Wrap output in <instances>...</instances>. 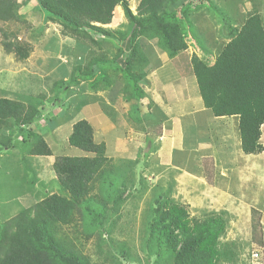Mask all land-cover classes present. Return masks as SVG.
<instances>
[{
	"label": "trees",
	"instance_id": "obj_1",
	"mask_svg": "<svg viewBox=\"0 0 264 264\" xmlns=\"http://www.w3.org/2000/svg\"><path fill=\"white\" fill-rule=\"evenodd\" d=\"M250 1L252 8L243 16L230 14L217 0L200 1L209 2L211 14L213 10L219 16L228 41L217 53L204 46V55L213 56L214 63L194 54L192 67L206 107L216 116L238 114L243 151L258 154L264 149V12L258 10L264 0ZM190 2L140 0L133 11L128 0H0V23L22 21L31 28L30 16L44 21L45 28L34 40L39 43L47 24L57 23L63 37L98 48L87 64L74 65L72 83L86 80L98 88L121 81L127 100L135 93L134 99L141 101L145 93L140 83L149 61L141 38L158 39L159 47L170 57L185 51L188 38H200L192 33L193 19L187 13ZM117 5L124 9L125 26L105 27ZM32 30L25 36L36 37ZM2 35L0 43L6 54H15L19 61L29 57L32 40H24L16 30L10 34L2 29ZM107 43L117 48L115 54L105 48ZM199 43L203 45V39ZM122 78L132 80H128L131 93ZM66 83L62 79V84ZM44 98L42 93L29 95L26 102L0 97V152L20 145L27 156H54L45 135L34 125L42 119ZM67 143L85 154H56L52 163L45 161L57 187L41 183V199L0 222V264H93L92 255L77 242L79 238L95 243L93 251L100 264H132L131 260L140 261L133 254L142 237L147 264L163 260L168 264H241L237 244L227 240V212L190 214L170 189L164 192L160 186H151L143 169L135 168L138 159L116 163L109 157L106 143L95 139V129L85 118L73 123ZM144 186L151 189L152 197L136 230L128 216L138 205L134 203L131 211L127 207L131 198L144 197L139 193L145 192ZM253 228L256 232L257 227Z\"/></svg>",
	"mask_w": 264,
	"mask_h": 264
},
{
	"label": "crops",
	"instance_id": "obj_2",
	"mask_svg": "<svg viewBox=\"0 0 264 264\" xmlns=\"http://www.w3.org/2000/svg\"><path fill=\"white\" fill-rule=\"evenodd\" d=\"M193 1L200 2L202 0H191V2ZM217 1L222 9L227 12L229 11L230 14L235 16H243L252 8L250 0ZM128 2L133 11H136L140 0H128ZM201 3L200 8L196 13L194 12L193 25L198 31L205 29L206 31H210V42L203 39V45H201L199 43L201 39L197 41L196 39L188 38V48L182 53L170 57L165 50L159 47L158 39L148 40L145 37L141 38V43L145 46L149 58L148 65L146 66L147 75L144 81L140 83L145 93V97L142 99L144 103H140V100L134 99L132 95H130L127 101H129L128 103L132 108L135 106L134 109L136 108L135 110L138 111L140 108L138 104H141L147 113L146 118L149 123L142 128H137L125 120V125L130 126L133 130L132 132L137 136V140L134 142L136 146L139 138H144L145 143H149L147 150H145L146 155H148L145 166L148 169L149 176L146 175L149 178L148 181H150L151 186H160L163 189L165 183H176V188L171 187L170 190L178 202L190 208L193 206L202 207V200L204 202L209 201V203L215 202L218 211L227 212L229 220L231 219L232 221H230V224L234 223L233 218L237 216L236 212L240 211L242 206H246L245 208L248 209V212L249 209L260 212L259 214L263 219L264 179L263 175L260 174V172H263V168L259 161L264 155V149L258 154L244 153L240 130V116L238 114L214 115L204 104L197 78L193 72L192 57L194 54L210 63H214V57L207 55L208 53L204 55L205 52L202 49H206L205 47H207L214 53H217L228 41L225 36V28L212 17L209 2H207L208 4ZM258 10L264 12V3L258 5ZM30 20L32 22L29 23H32V28L36 30L37 35L32 38L27 34L25 37L34 42L40 29L44 26V21H39L38 18H33L32 16H30ZM126 22L127 19L123 7L117 5L113 10L112 21L104 26L118 29L124 27ZM50 23L53 25H50ZM47 25L45 30V34H48L45 39V42L47 41L46 44L39 43L38 45L34 42L33 50L26 60H17L13 53L6 54L4 52V56L12 57L14 61L17 60L18 62L30 64L28 62L32 58V54L35 52L41 54L47 48L45 45L51 43L54 39L55 36L49 37L52 33H58L61 36V42L69 44V47L66 49L67 52L61 49L62 58L60 61H55L56 69H59L61 65L65 66L62 63L63 60L69 63L68 58L73 55L75 48H80L85 54L92 48L90 43L77 42L63 37L57 23L49 22ZM54 25L59 27V29H55ZM201 25L205 27H199ZM51 26L54 28H51ZM113 47V45L111 46L108 43L105 44L106 49ZM38 49L43 51L39 52ZM44 55L49 54L45 53ZM42 57L39 56L37 58L38 61ZM170 64H175L177 71L168 70L167 68ZM67 65V73L62 76L64 81L70 79V73L68 75V72H72L75 64ZM54 68V66H51L50 69L53 70ZM60 78L53 77L54 80ZM79 85L85 88L89 85L86 94L89 96H91L90 94L102 96L106 102L105 105L108 107L107 109L103 108L104 104L95 99L89 101L84 106V118L93 125L94 129H107L110 125L112 126L113 113L115 114L117 111L122 112V109L124 113L130 109V106H126L128 103L123 104V102H127L123 97L117 100L118 103L124 105L123 108H115L116 105L113 107L111 104H114L116 98H111L113 95L110 93L111 96L106 97L105 93L108 95V89L105 87L103 89L100 88L102 85L94 88L89 81L83 80ZM48 87L46 86L44 90L39 92L45 94V98L49 96L47 91L50 90ZM116 87L121 89V81ZM53 90L54 86L52 85L51 93H53ZM0 97L23 102H26L28 99V95L22 94L18 89H14L11 86L0 87ZM109 108L112 111H109ZM88 116L96 117L99 123L95 122L94 118L89 119ZM50 118L52 117L50 116ZM124 118L126 117L123 116L122 119ZM40 120H37L34 125L40 129L46 138L50 126L53 128L51 133L57 134L59 124L56 123L54 127L48 121L44 125L45 127L42 128L41 125L37 124ZM99 124L101 126H97ZM132 124L135 123L132 121ZM261 142L264 147V124L262 125ZM139 145L141 146L140 143ZM37 158L36 156L33 159L39 161ZM52 162L49 161V163ZM199 188H201V194L198 192ZM210 207L213 209H206L216 210L214 205H210ZM262 238L264 241V226L262 227ZM260 257L255 258L252 252L247 259H250L251 262H246V264H258L256 262L260 260ZM238 262L244 264L240 261V257Z\"/></svg>",
	"mask_w": 264,
	"mask_h": 264
},
{
	"label": "rangeland",
	"instance_id": "obj_3",
	"mask_svg": "<svg viewBox=\"0 0 264 264\" xmlns=\"http://www.w3.org/2000/svg\"><path fill=\"white\" fill-rule=\"evenodd\" d=\"M201 2H195L193 1L189 8H188V15L189 17H192L194 20V14L196 11L200 8ZM189 5V4H188ZM210 5V4H209ZM219 5V2H218ZM195 12V13H194ZM212 17L217 19L218 23H221L218 19L219 16L212 10ZM35 21V20H34ZM222 24V23H221ZM50 25H53L50 23ZM30 26H27L22 21H16L13 23H0V41H2L3 35H2V29L6 30L7 32L11 34L14 30L19 32V35L21 38H25L26 32L33 31L32 27L28 28ZM55 29H59L56 25H54ZM51 26V28H54ZM199 27H205L203 25ZM193 35H197L200 37L199 39H196L199 41L200 39H204L207 42H210L209 35L210 31L200 30L198 31L195 26H193L192 29ZM199 34V35H198ZM36 36V35H35ZM48 36V34H44L40 37V43L43 45L46 44L45 39ZM55 36L51 43L45 45L47 48L42 52L39 50V52H42L41 54L33 53L32 58H30L29 62L30 64L24 63V62H18L17 60L14 61L13 58L4 56V50L3 46H1L0 43V87H13L14 89H18L22 94L24 95H31V94H38L41 92V90H44L46 86H49L48 89L50 91H47L49 93V96L42 99L41 103V111L43 118L38 122L37 124L41 125V127H45L44 125L49 123L51 125L59 124L57 134L51 133L49 130V134L47 135V140L52 147V150L54 152V156L49 157V161H54L56 154H66V155H83L85 154L82 150L70 146L67 143L68 135L72 129V125L75 121L80 120L81 118H84V106L93 99L99 100L104 104L103 108H108L105 104L104 98L98 95L90 94L91 96L86 94V90L89 89V85L85 87H82L79 85V83H72L71 80V72H68V75L70 73V79L67 81L66 84L62 85V76L67 73L66 67L67 64H78L84 62L87 64V61H90V59L93 58L94 54L92 51H97L98 48L95 46H92L90 48V51H88L87 54H85L83 51L78 49L73 50V55L68 58L69 63H67L65 60L62 61L65 66L61 65L59 69H56V60H61V49H64L65 52L66 49L69 47L68 43H62L61 42V36L57 33L50 34L49 37ZM25 40V39H24ZM39 45V42H36ZM117 46H120L119 44ZM97 48V50H96ZM110 53L115 54L117 48H109ZM4 51V52H3ZM45 53H48L49 55H44ZM13 56V55H11ZM43 56L41 60L38 61V57ZM112 56V55H111ZM110 56V57H111ZM44 57H46L44 59ZM84 57V60H83ZM5 58V60H4ZM37 59V61H36ZM14 62H13V61ZM44 62L42 63V61ZM83 63V64H84ZM27 64V65H26ZM26 67H25V66ZM51 66H54L55 68L51 70ZM111 68H113L112 64L110 65ZM103 67H108V65H103ZM83 69L85 67H82ZM168 70L172 69L177 71L175 64H170L167 68ZM50 72V73H49ZM106 72V71H105ZM108 73H111L108 72ZM104 74V73H103ZM114 74V72H113ZM52 80L50 81V79ZM53 77H61L60 79H53ZM77 78L80 79L79 75H76ZM121 79V78H120ZM130 80V79H128ZM126 78H122V81L124 84H126L127 88L130 82ZM50 83H49V82ZM82 81V80H81ZM80 81V82H81ZM86 81V80H83ZM115 82V80H114ZM8 84V85H4ZM54 86L53 93H51V87ZM118 83L115 85H109V84H103L100 88H107L108 89V95L105 93V96H111V98H116L114 100L113 107L115 108H123L125 104H127L129 101H127V94L124 93V89H120L116 87ZM132 85V84H131ZM133 87V86H132ZM129 89V88H128ZM130 93L132 92V89H129ZM111 95H110V94ZM121 94V95H120ZM120 95V97H118ZM133 98H136V94H132ZM124 98L127 102L121 105L117 102V100H120L119 98ZM140 103H144L143 100L139 101ZM109 104V103H108ZM44 105V107H43ZM126 106H130L129 103ZM134 106V105H133ZM135 107V106H134ZM134 107L130 106V109L127 112H115V114H112V126L110 125L105 130H99L101 128L95 129V139L97 141H104L107 146V155L109 157H112L116 163H120L124 159H130V160H136L138 159L140 162L135 164V168L137 167V170L143 169L144 175L147 177L148 175V169L145 166L146 158H148V155H146L145 150L148 148V142L145 143L144 138H139L137 141L136 146V135L130 126L125 125V120L132 126H135L137 128H142L144 125H147L149 123L148 119L146 118V111L141 106V104H138L139 111L135 110ZM109 111H112L111 108H109ZM108 115V113L106 112ZM122 114L126 118L122 119ZM50 116L53 118H50ZM89 119H95V122H98L96 117H89ZM52 120V121H51ZM136 122H135V121ZM42 121V122H41ZM132 121L135 124H132ZM93 123V121L91 120ZM99 123V122H98ZM94 124V123H93ZM101 124V123H100ZM97 126H101V125ZM17 138V134L14 135V139ZM149 140V139H148ZM141 144V146L139 145ZM139 147V148H138ZM26 151L18 145L16 148H3V150L0 152V222L2 223L5 220H9L10 218L14 217L20 210L23 208H27L35 204L39 199L43 197L41 193V189H44V186L41 183H46L45 185H51L53 187H57V182L55 180L53 171L51 168L47 166L45 161L48 158L44 157H38L39 161L34 160L33 158H36V156H27V154H24ZM32 157V158H31ZM259 163L261 164L263 168V172H260L261 175H263L264 179V155L262 158H260ZM40 170H39V169ZM134 168V169H135ZM261 170V169H260ZM139 174V173H138ZM147 174V175H146ZM149 176V175H148ZM147 179H149L147 177ZM35 180V182H34ZM150 182V181H149ZM41 184V185H40ZM150 186V185H149ZM171 187L174 189L176 188V183L172 184H164V188L166 192ZM47 189V188H46ZM201 188H199L198 192L201 194ZM145 192H139L143 194V198L139 199L137 197L136 199L131 198V203L127 207L129 211H131L134 206V203H137L138 207H136L131 214H129V221H133V226L136 227L135 229H138L139 223H141V220L143 219L142 216L144 215L145 207L148 206L149 200L152 197L151 195V189H146V186H144ZM43 193H46V191H42ZM210 199V198H209ZM203 203L202 207H187L190 214L200 216L202 214L208 213V209H213L210 207V205H214L215 209L218 211V208L215 205V202L209 203V201H201ZM147 203V204H146ZM209 203V204H208ZM246 206H242L240 211H237V216H234L233 221L234 223L230 224V228L227 234V240H233L235 245L237 246V251L240 257V261L244 264L246 262H251L250 259L247 260L251 253L254 252V250L259 251L260 253V260L256 263L258 264H264V241H262V227L264 226V217L263 219L260 216V212L253 211L251 209L245 208ZM208 208V209H206ZM212 213V212H211ZM231 221V219H230ZM240 221V223H239ZM232 222V221H231ZM253 227H257L256 232L254 231ZM134 229V230H135ZM140 234V232H137ZM79 237H82L79 236ZM142 240L139 238V243L142 244ZM77 242L81 245L83 248L82 250L84 252L90 253L91 259L93 264H100V262L97 260V257L94 255V242L89 240H84V238L77 239ZM138 242V241H137ZM138 246V251L136 254H133V257L136 259V257H139V260H131L134 263L132 264H147L145 262V255L143 254L142 248ZM243 259V260H242ZM127 263V262H126ZM125 263V264H126ZM128 264V263H127ZM160 264H168L166 260H163L160 262Z\"/></svg>",
	"mask_w": 264,
	"mask_h": 264
},
{
	"label": "built area",
	"instance_id": "obj_4",
	"mask_svg": "<svg viewBox=\"0 0 264 264\" xmlns=\"http://www.w3.org/2000/svg\"><path fill=\"white\" fill-rule=\"evenodd\" d=\"M253 256L254 257H258L259 256V253L258 252H254Z\"/></svg>",
	"mask_w": 264,
	"mask_h": 264
},
{
	"label": "clouds",
	"instance_id": "obj_5",
	"mask_svg": "<svg viewBox=\"0 0 264 264\" xmlns=\"http://www.w3.org/2000/svg\"><path fill=\"white\" fill-rule=\"evenodd\" d=\"M254 252H258L259 253V251H254ZM254 252H253V254H254ZM259 256H260V253H259ZM259 256L258 257H255V258H259Z\"/></svg>",
	"mask_w": 264,
	"mask_h": 264
}]
</instances>
